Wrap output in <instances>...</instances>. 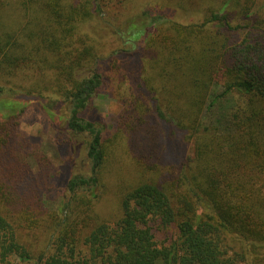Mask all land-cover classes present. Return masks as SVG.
<instances>
[{
	"label": "trees",
	"instance_id": "16d2710c",
	"mask_svg": "<svg viewBox=\"0 0 264 264\" xmlns=\"http://www.w3.org/2000/svg\"><path fill=\"white\" fill-rule=\"evenodd\" d=\"M137 1L0 0V70L29 71L28 97L70 108L60 118L91 137L93 173L69 182L65 208L47 210L28 183L3 182L19 114L0 119V264H264V8L220 0L202 22L184 23L198 0ZM95 19L110 42L88 30ZM100 62L125 104L112 141L81 117L104 83ZM1 81L0 95L15 92ZM228 95L234 120L223 134L205 114ZM191 142L184 157L179 146ZM118 150L131 171L108 183ZM112 196L113 215L103 209ZM164 231L175 235L169 244Z\"/></svg>",
	"mask_w": 264,
	"mask_h": 264
},
{
	"label": "rangeland",
	"instance_id": "374dc122",
	"mask_svg": "<svg viewBox=\"0 0 264 264\" xmlns=\"http://www.w3.org/2000/svg\"><path fill=\"white\" fill-rule=\"evenodd\" d=\"M218 1L220 0H198L195 3H187V7L194 16L189 20L184 18L183 22H202L211 8L209 4L213 5ZM157 4L164 7L166 1L138 0L136 6L139 9L150 5L157 6ZM257 7L264 8V0H257ZM104 17H106V13H103ZM92 27L88 30L95 38L106 43L112 40L110 32L102 27L99 20L95 19ZM243 37L242 34L237 35L235 41L238 39L241 41ZM110 47L112 48V44L108 43L105 51L108 52ZM107 59L109 57L105 56L104 60L107 61ZM129 66L133 67V63L129 62ZM99 67L106 74L104 83L81 117L101 129L106 141H112L125 114V104L121 99L123 92L121 93L118 89L119 79L112 72L111 65L106 66L105 63L100 62ZM0 79L7 89L15 91L0 95V119L14 113L19 114L14 119L16 125L13 126L16 129L14 154L11 157H4L5 160L10 161H5L2 164L3 182L28 183L31 200L39 201L47 210L53 211L62 206L65 208L63 204H67L71 196L68 191L69 182L74 178L89 179L93 177L92 163L88 156L91 137L84 134L74 136L67 132L64 119L67 118L69 107L63 110L65 116L63 119L60 118L63 115L60 114L61 107L55 106L50 98L40 100L37 97L27 96L28 91L34 85L32 74L29 71L23 70L10 77L0 70ZM127 83L133 87L131 78L127 79ZM222 92L221 86L215 87V95ZM19 103L23 109L18 107ZM233 103V98L230 95L220 99L205 114L207 123L219 127L223 134L231 133L234 119L229 111ZM48 105H52V108ZM149 124L153 125V121L150 120ZM179 153L184 157H193L194 144L192 142L180 144ZM126 158L125 154L118 150L116 158L113 161L111 159L106 174L108 183L117 181L115 173L121 172L123 177L129 175L131 166L127 163ZM11 161L18 165V168H13L12 174L13 170L10 171L8 167V163ZM112 199H114L113 196L103 205V209L113 215L117 212V207ZM65 214H68L67 208ZM158 236L166 240L168 244L175 239V235H172L170 231L161 232Z\"/></svg>",
	"mask_w": 264,
	"mask_h": 264
}]
</instances>
